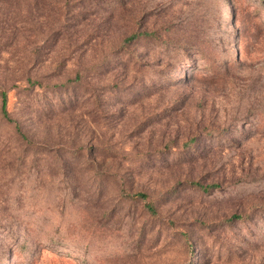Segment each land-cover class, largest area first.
<instances>
[{
  "label": "rangeland",
  "instance_id": "obj_1",
  "mask_svg": "<svg viewBox=\"0 0 264 264\" xmlns=\"http://www.w3.org/2000/svg\"><path fill=\"white\" fill-rule=\"evenodd\" d=\"M0 264H264V0H0Z\"/></svg>",
  "mask_w": 264,
  "mask_h": 264
},
{
  "label": "trees",
  "instance_id": "obj_2",
  "mask_svg": "<svg viewBox=\"0 0 264 264\" xmlns=\"http://www.w3.org/2000/svg\"><path fill=\"white\" fill-rule=\"evenodd\" d=\"M140 34L135 33L132 34L130 37L126 38L123 42V44H128L133 42L134 40H136L137 38H139ZM1 100H2V106H1V110H2V114L4 116L5 119H7L10 122H15L12 118H10L8 109H7V94L5 93V91H2L1 93ZM17 130L20 131L18 125H16ZM205 189V188H204ZM137 196H141L142 198L145 197V195L143 194H136ZM151 210H154L152 207H150Z\"/></svg>",
  "mask_w": 264,
  "mask_h": 264
}]
</instances>
